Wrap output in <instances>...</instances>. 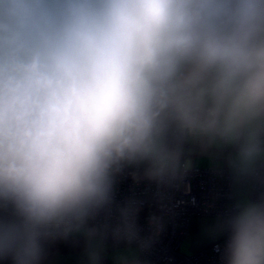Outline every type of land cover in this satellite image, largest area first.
Listing matches in <instances>:
<instances>
[{
	"label": "clouds",
	"instance_id": "1",
	"mask_svg": "<svg viewBox=\"0 0 264 264\" xmlns=\"http://www.w3.org/2000/svg\"><path fill=\"white\" fill-rule=\"evenodd\" d=\"M186 143L231 148L240 178L264 167V0H0V262L46 264L73 234L90 264L109 234L143 248L134 205L89 222L126 166L183 178ZM221 230L224 264H264V195Z\"/></svg>",
	"mask_w": 264,
	"mask_h": 264
},
{
	"label": "built area",
	"instance_id": "2",
	"mask_svg": "<svg viewBox=\"0 0 264 264\" xmlns=\"http://www.w3.org/2000/svg\"><path fill=\"white\" fill-rule=\"evenodd\" d=\"M146 165H129L115 177L112 205L103 210L89 223L93 227L112 228L119 220V209L134 205L136 223L145 246L128 244L116 240L111 234L104 241L106 245H126L137 249L139 264H224L223 253L228 232L211 245L189 255L181 252L185 237L195 230L200 219L216 217L221 222L235 208L233 181L223 167H192L179 180L169 185H158L144 177ZM135 173V179L133 174ZM250 200L264 195V167L250 176ZM160 218L162 227L151 226L150 217Z\"/></svg>",
	"mask_w": 264,
	"mask_h": 264
},
{
	"label": "crops",
	"instance_id": "3",
	"mask_svg": "<svg viewBox=\"0 0 264 264\" xmlns=\"http://www.w3.org/2000/svg\"><path fill=\"white\" fill-rule=\"evenodd\" d=\"M184 147L185 158L192 161V167H223L226 169L232 177L236 204L244 200H250V177L240 178L235 176L228 163L232 153L231 148L220 150L214 148L205 149L197 143H186ZM89 226L93 227L90 223ZM221 234V220L219 218H202L198 221L195 230L185 237L181 245V252L185 255L196 252L217 241L221 237ZM71 236L77 238L80 246L79 251L70 254L57 253L52 259H49L46 264H90L87 255V239L80 234H73ZM128 249L135 251L137 257V249L135 247L126 245L104 246L100 264H115L114 256Z\"/></svg>",
	"mask_w": 264,
	"mask_h": 264
},
{
	"label": "trees",
	"instance_id": "4",
	"mask_svg": "<svg viewBox=\"0 0 264 264\" xmlns=\"http://www.w3.org/2000/svg\"><path fill=\"white\" fill-rule=\"evenodd\" d=\"M49 250V259H52L57 253L59 254H70L79 251L80 246L78 240L74 236L68 238H57L52 240L47 245ZM0 264H6V262H0Z\"/></svg>",
	"mask_w": 264,
	"mask_h": 264
}]
</instances>
